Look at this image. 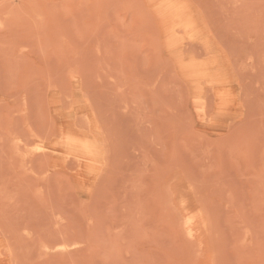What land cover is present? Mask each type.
Returning <instances> with one entry per match:
<instances>
[{
  "label": "rangeland",
  "instance_id": "obj_1",
  "mask_svg": "<svg viewBox=\"0 0 264 264\" xmlns=\"http://www.w3.org/2000/svg\"><path fill=\"white\" fill-rule=\"evenodd\" d=\"M0 264H264V0H0Z\"/></svg>",
  "mask_w": 264,
  "mask_h": 264
},
{
  "label": "bare ground",
  "instance_id": "obj_2",
  "mask_svg": "<svg viewBox=\"0 0 264 264\" xmlns=\"http://www.w3.org/2000/svg\"><path fill=\"white\" fill-rule=\"evenodd\" d=\"M189 25V28L192 26L191 24H188ZM187 25V26H188ZM189 30V29H188ZM199 75V74H198ZM207 76V75H206ZM195 77H197L196 75H195ZM204 77V76H203ZM214 83V82H213ZM222 84V83H221ZM223 85V84H222ZM213 86H215V85H213ZM204 89V88H203ZM78 145H80V144H78ZM43 147V146H42ZM79 157H81V156H79ZM79 157H77V158H79ZM80 160V159H79ZM82 160H84V159H82ZM80 163H81V161H80ZM84 165V164H83ZM85 173V172H84ZM62 246V245H61Z\"/></svg>",
  "mask_w": 264,
  "mask_h": 264
}]
</instances>
